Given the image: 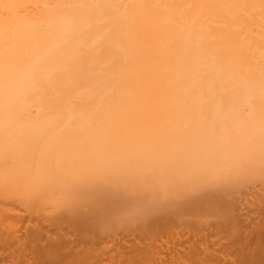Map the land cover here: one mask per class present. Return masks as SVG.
<instances>
[{"label": "bare ground", "instance_id": "obj_1", "mask_svg": "<svg viewBox=\"0 0 264 264\" xmlns=\"http://www.w3.org/2000/svg\"><path fill=\"white\" fill-rule=\"evenodd\" d=\"M0 264H264V0H0Z\"/></svg>", "mask_w": 264, "mask_h": 264}]
</instances>
